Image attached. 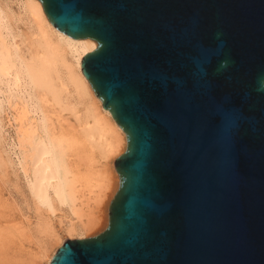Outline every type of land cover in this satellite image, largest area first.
<instances>
[{"label": "water", "instance_id": "obj_1", "mask_svg": "<svg viewBox=\"0 0 264 264\" xmlns=\"http://www.w3.org/2000/svg\"><path fill=\"white\" fill-rule=\"evenodd\" d=\"M91 37L127 136L107 227L50 264H264V0H41Z\"/></svg>", "mask_w": 264, "mask_h": 264}, {"label": "bare ground", "instance_id": "obj_2", "mask_svg": "<svg viewBox=\"0 0 264 264\" xmlns=\"http://www.w3.org/2000/svg\"><path fill=\"white\" fill-rule=\"evenodd\" d=\"M19 8L34 24L27 48L15 44L8 13L0 5V113L8 107L15 112L17 137L10 143L16 153L11 157L14 170L37 209L48 212L39 216L34 227L24 224L27 233L44 237L43 243H37V253H41L46 238L55 237L49 217L57 209L69 212L65 222L70 230L94 228L103 222L99 214L103 215L111 180L94 178L90 167L97 153L112 155L124 138L127 144V136L82 69V56L95 49L97 41L58 29L41 0H19ZM65 110L75 119V123L70 121V132L62 125L57 130L52 122V114L60 124L67 120ZM1 137L0 123V141ZM36 259L31 264H37Z\"/></svg>", "mask_w": 264, "mask_h": 264}, {"label": "rangeland", "instance_id": "obj_3", "mask_svg": "<svg viewBox=\"0 0 264 264\" xmlns=\"http://www.w3.org/2000/svg\"><path fill=\"white\" fill-rule=\"evenodd\" d=\"M0 3L1 7L8 13L12 33L15 35V44L27 48L33 38L34 24L32 20L28 14L27 16L24 15L19 8V0H0ZM72 104H76L75 98H72ZM14 114V110L9 107L0 113L2 125L0 141L2 160L0 163V264H31V260L36 258L37 264H47L49 256L53 257L67 239L94 236L107 227L109 205L117 191L120 179L115 166V159L126 150L127 144L124 138L123 145L112 155L101 157L100 153H97L93 161L94 166L90 167V172L95 175L94 178L98 180L105 178L106 180L109 177L108 179L111 180V186L109 185L107 188V195L102 204L103 215L99 214V220L103 222L94 228L70 230L68 229L69 222H65L70 217L69 212L64 209H57L56 213L49 217L55 230V237H47L42 252L37 253L39 249L37 243H43L44 237L41 236L42 234L27 233L24 231V224L30 222V226L34 227L32 224H36L39 216H47L48 212L44 209H37L34 200L30 198L24 180L14 170L16 165L12 162L11 157L15 158L16 153L10 146L11 141L17 137L18 123L14 121ZM63 114L67 120L62 124L57 122L54 114H52V122L57 130L62 125L65 131L70 132L73 125L71 122L75 123V119L69 110L63 111ZM72 221L77 220L73 218Z\"/></svg>", "mask_w": 264, "mask_h": 264}]
</instances>
